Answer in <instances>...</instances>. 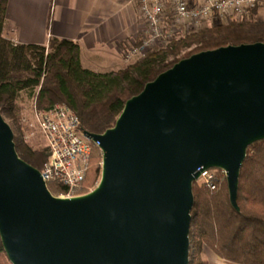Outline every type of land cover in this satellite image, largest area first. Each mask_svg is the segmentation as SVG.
<instances>
[{
  "label": "water",
  "instance_id": "obj_1",
  "mask_svg": "<svg viewBox=\"0 0 264 264\" xmlns=\"http://www.w3.org/2000/svg\"><path fill=\"white\" fill-rule=\"evenodd\" d=\"M83 134L102 173L55 197L20 158L0 113V237L11 264H190L193 185L226 173L232 206L247 149L264 140V43L183 59L129 99L115 126Z\"/></svg>",
  "mask_w": 264,
  "mask_h": 264
},
{
  "label": "trees",
  "instance_id": "obj_2",
  "mask_svg": "<svg viewBox=\"0 0 264 264\" xmlns=\"http://www.w3.org/2000/svg\"><path fill=\"white\" fill-rule=\"evenodd\" d=\"M8 2L0 0V113L14 122L20 111L17 99L29 92L40 110L65 104L79 117L83 131L103 134L115 126L129 99L181 60L222 47L264 43V20L256 21L254 9L242 20L212 22L211 27L173 39L123 70L96 73L82 66L77 42L51 38L47 45H38L6 39ZM14 142L20 158L41 171L49 151H33L16 136ZM101 173V151L94 148L88 175L73 194H88ZM217 173L220 177L221 170ZM49 188L52 193L67 191L61 185ZM193 195L190 264H208L199 257L206 249L232 264H264V140L247 149L239 177V210L231 204L226 176L214 191L194 183ZM0 264H10L1 237Z\"/></svg>",
  "mask_w": 264,
  "mask_h": 264
},
{
  "label": "built area",
  "instance_id": "obj_3",
  "mask_svg": "<svg viewBox=\"0 0 264 264\" xmlns=\"http://www.w3.org/2000/svg\"><path fill=\"white\" fill-rule=\"evenodd\" d=\"M264 7V0H138V15L143 22L140 44L126 52L127 62L145 56L157 43L169 44L173 39L199 30L204 24L218 20H242L254 9ZM35 127L47 143L49 156L40 171L47 188L61 185L66 192L51 193L59 198L76 197L74 190L85 181L91 157L98 143L88 139L81 129L79 117L65 104L40 110L34 101ZM102 155V153H101ZM218 169L204 171L197 183L217 189L226 173Z\"/></svg>",
  "mask_w": 264,
  "mask_h": 264
},
{
  "label": "crops",
  "instance_id": "obj_4",
  "mask_svg": "<svg viewBox=\"0 0 264 264\" xmlns=\"http://www.w3.org/2000/svg\"><path fill=\"white\" fill-rule=\"evenodd\" d=\"M137 10L138 0H9L3 36L17 44L71 40L80 46L85 69L116 72L127 67L123 49L142 39ZM202 256L208 264H232L210 251Z\"/></svg>",
  "mask_w": 264,
  "mask_h": 264
},
{
  "label": "rangeland",
  "instance_id": "obj_5",
  "mask_svg": "<svg viewBox=\"0 0 264 264\" xmlns=\"http://www.w3.org/2000/svg\"><path fill=\"white\" fill-rule=\"evenodd\" d=\"M262 20H264V12H261L260 14H258V16L256 18V21H262ZM214 22L219 23L220 21L215 20ZM220 23L223 24L226 22H220ZM213 24L214 23L204 24V26H202V28H200V29L211 27ZM15 44H17V43H15ZM137 44H140V41H138L134 45H137ZM167 45H168L167 43H157L153 46V48H150L147 51V53L150 51H153L155 49L162 48V47L165 48ZM131 46L125 47L122 51V57H123V60L126 62L127 66L136 62L138 59L142 58V57H140V58L131 59L127 62L126 52L128 51L129 48H131ZM192 49L193 48L187 49L180 56L184 55V53H186ZM31 97L32 96L29 94V92H23L19 95V97L17 99V105L20 109V111L18 112V118H17L18 121L14 122V121H12V119H8L5 117H4V119L11 126L15 136L17 138H19V140L24 145H27L33 151H37V150L38 151H48L47 143H46L45 139L43 138V136H41L38 133L37 127H35L36 120H35V114L33 111L35 100L32 99ZM58 104H60V103H58ZM100 180H101V176H100V179L98 180V182L96 183V185L91 188L90 192L93 191L98 186ZM197 185L200 186L198 183H197ZM205 251H208V250L206 249ZM194 253H195V251H194ZM199 257L203 258L202 254L201 255L199 254Z\"/></svg>",
  "mask_w": 264,
  "mask_h": 264
}]
</instances>
